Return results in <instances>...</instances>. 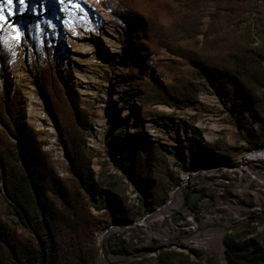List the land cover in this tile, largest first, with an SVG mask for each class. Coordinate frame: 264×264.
I'll use <instances>...</instances> for the list:
<instances>
[{
    "label": "rangeland",
    "instance_id": "obj_1",
    "mask_svg": "<svg viewBox=\"0 0 264 264\" xmlns=\"http://www.w3.org/2000/svg\"><path fill=\"white\" fill-rule=\"evenodd\" d=\"M104 2L80 0L89 19L81 11L70 16L67 0H27L23 16L13 10L8 24L25 39H12L7 24L0 32L16 49L9 75L0 70V153L10 157L13 142L20 145L24 132L32 133L65 191L85 202L89 221L77 231L60 226L64 251L72 241L99 249L96 264H158L165 253H174V264H206L211 257L228 264L226 234L252 241L264 230V156L249 159L264 153V117L240 104L233 85L215 86L204 75L196 80V101L148 106V83L164 87L175 80L162 61L188 70L192 64L166 51L151 56L139 28ZM102 17L119 25V40L114 38L121 51L99 57L78 52L64 20L79 35L101 37ZM31 19L38 27L29 37ZM248 23L252 41L260 43L264 0L256 2ZM68 135L86 141L94 191H86L70 169ZM138 153L153 160L147 178L133 176ZM48 197L57 203L54 192ZM119 198L135 211L131 220L118 217ZM34 243L0 179V264H22L23 249Z\"/></svg>",
    "mask_w": 264,
    "mask_h": 264
},
{
    "label": "trees",
    "instance_id": "obj_2",
    "mask_svg": "<svg viewBox=\"0 0 264 264\" xmlns=\"http://www.w3.org/2000/svg\"><path fill=\"white\" fill-rule=\"evenodd\" d=\"M257 1L105 0L104 6L139 28L151 56L166 51L192 64L188 70L176 62L162 61L175 80L164 87L148 83V106L158 101L177 105L196 101V80L204 75L215 86L233 85L240 104L252 116L264 117V35L260 43L253 42L248 23ZM37 27L36 20L31 19L26 27L29 37L37 34ZM15 50L0 36V70L4 76L9 75ZM67 145L71 171L86 191H94L97 181L85 139L68 135ZM13 146L10 157L0 153V179L16 214L35 235V243L23 249L22 264H96L99 249L85 250L71 241L64 251L59 238L60 226L77 231L83 221H89V209L79 193L71 196L65 191L32 133L25 131L21 144L13 142ZM152 163L151 157L138 153L131 165L134 178L150 176ZM50 192L57 196V203L50 202ZM125 205L119 198L115 210L121 219L131 220L136 213ZM258 236L249 241L238 232L226 234L228 264H264V230ZM172 255H160L158 264H174ZM206 264L221 262L211 257Z\"/></svg>",
    "mask_w": 264,
    "mask_h": 264
},
{
    "label": "bare ground",
    "instance_id": "obj_3",
    "mask_svg": "<svg viewBox=\"0 0 264 264\" xmlns=\"http://www.w3.org/2000/svg\"><path fill=\"white\" fill-rule=\"evenodd\" d=\"M82 15L89 19L91 17V13L88 9L81 7L80 9ZM67 21V22H66ZM64 25L66 30L70 33L71 41L77 44L76 50L78 52H86L91 54V57H99L101 55H107V51L112 50V53H119L120 46H119V37L120 35L117 34V30L119 25L117 22L111 18L102 17L100 24L102 27V35L99 37L97 34L92 33L91 31L79 35V33L75 30V28L71 25V21L66 19L64 20ZM118 38V40L115 38ZM98 40L102 43V47L98 46ZM104 46V47H103ZM113 56V55H112ZM84 77V75L82 74ZM260 156H264V153L254 154L251 153L249 155V159H257Z\"/></svg>",
    "mask_w": 264,
    "mask_h": 264
},
{
    "label": "snow or ice",
    "instance_id": "obj_4",
    "mask_svg": "<svg viewBox=\"0 0 264 264\" xmlns=\"http://www.w3.org/2000/svg\"><path fill=\"white\" fill-rule=\"evenodd\" d=\"M60 2V0H58ZM5 4L8 5V8H5ZM27 0H2L0 2V32L4 31L5 25L11 27L15 32V35L12 39L16 40L19 43H22L25 39V34L22 33L18 27L8 24V18L13 15V10H16V14L23 16L26 10ZM68 8L70 9L69 15L71 16L73 13H79L81 9L80 0H67ZM63 8V4H62ZM34 15H39L40 13L36 11V9H32ZM67 22V21H66ZM39 31V29H38Z\"/></svg>",
    "mask_w": 264,
    "mask_h": 264
}]
</instances>
